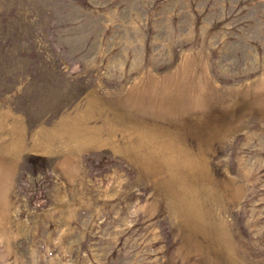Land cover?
I'll return each instance as SVG.
<instances>
[{
	"label": "rangeland",
	"instance_id": "374dc122",
	"mask_svg": "<svg viewBox=\"0 0 264 264\" xmlns=\"http://www.w3.org/2000/svg\"><path fill=\"white\" fill-rule=\"evenodd\" d=\"M0 264H264V0H0Z\"/></svg>",
	"mask_w": 264,
	"mask_h": 264
}]
</instances>
